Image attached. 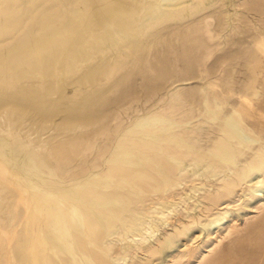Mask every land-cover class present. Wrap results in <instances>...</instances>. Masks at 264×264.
Returning <instances> with one entry per match:
<instances>
[{
	"label": "rangeland",
	"instance_id": "obj_1",
	"mask_svg": "<svg viewBox=\"0 0 264 264\" xmlns=\"http://www.w3.org/2000/svg\"><path fill=\"white\" fill-rule=\"evenodd\" d=\"M98 1L11 0V13L0 21V32L8 22L14 25L25 21L27 27L20 31L18 38H31L35 32H41L44 24L53 23V31L60 32L63 17L66 28L80 22L105 33L98 44H89L86 38L84 46L82 38L88 34L78 31L70 44L65 45V32L61 31L52 41L55 45L43 46L39 54L33 48L23 50L19 59L29 63L34 77L9 91L3 89L10 94H0V118H6L7 113L13 118L12 124L6 127H30L35 133L32 146H36L31 147L30 154H25L16 141L0 137V176L7 177L8 170L16 165L14 156L18 153L25 155L23 161L29 167L25 173L28 177L8 182L4 190L0 188V264H33L36 252L33 239L47 240L43 231L35 229L39 226V217L35 219L39 214L33 212L28 197L33 187L40 197H56L62 190L80 187L108 169L115 172L109 163L116 151L123 152L121 162L138 164V159L150 155L140 151L134 139L157 142L160 135L156 128L188 119L192 95L200 83L194 79L198 70L194 55L198 49L202 52L218 46V42L210 40L209 28L219 35L225 21L231 20L235 37L230 48L221 54H234L239 63L235 67L227 63L223 85L238 91L259 86L260 97L251 103L264 104V50L257 44L264 45V0H181L172 16L152 13L151 0H111L130 7L129 18H122L124 25L117 28L104 20ZM136 5L139 10L134 9ZM142 8L146 13L140 11ZM242 34L248 40L241 42ZM40 57L45 69L51 71L45 84L37 70ZM118 59L119 66L113 73L102 76L104 67L115 64ZM58 67H61L60 84L56 80ZM231 68L237 71L235 75H231ZM243 102L241 99L240 103ZM242 113L244 117L249 114L246 109ZM255 117L259 122L252 127L254 134L264 141V110ZM183 127L187 129L189 125L185 123ZM24 140L28 143L29 137L25 135ZM9 148L14 149V156L8 152ZM134 150L136 157L124 156L125 151ZM183 161L189 163L187 157ZM152 163L147 173L153 182L165 183L172 179L174 175L160 171L156 161ZM121 164L116 162L113 166ZM109 174L100 186L125 192L119 176ZM190 185L185 179L174 192L175 198H167L163 203L186 198L188 204L184 208L193 207L199 216L198 205L205 201L204 194L196 193V201L194 197L189 199ZM135 186L136 192L139 191L140 184ZM147 188L146 191L153 192ZM26 200L29 205L25 209ZM247 203L245 208L234 210L232 216L213 225L210 235L196 231L177 239L176 247L163 250L161 238L173 232V224H180L177 205H173L166 211L171 216L167 225L157 234L161 240L151 239L153 247L140 250L141 262L211 264L209 260L227 248L226 255L213 264H264V191L252 195ZM2 219L7 221L5 229ZM217 236L224 238L218 247L211 239ZM213 247L216 252L203 259ZM159 250L163 253H152Z\"/></svg>",
	"mask_w": 264,
	"mask_h": 264
},
{
	"label": "bare ground",
	"instance_id": "obj_2",
	"mask_svg": "<svg viewBox=\"0 0 264 264\" xmlns=\"http://www.w3.org/2000/svg\"><path fill=\"white\" fill-rule=\"evenodd\" d=\"M34 1L36 0H30V3ZM151 2L154 3L152 13L172 16L174 7L180 4L181 0ZM10 5L11 0H0V21L7 13H11ZM98 5L104 20L112 28L123 26L122 18H129L130 7L121 6L111 0H99ZM134 9L139 10L137 5ZM140 11L146 13L143 8ZM83 16L88 14L83 13ZM21 23L12 25L8 22L0 32V46H3L0 52L1 95L10 94L4 93L3 89L9 91L16 88L17 84L34 77L29 63L19 59L23 50L33 48L39 54L43 46L55 45L52 41L61 31L65 32L66 42L62 41L65 45L70 44L78 31L88 34V37L82 38V45L86 38L89 44H98L99 38L105 36L102 30H93L88 24L80 22L66 28L64 25L66 20L63 17L60 32L53 31L54 25L51 23L44 24L41 32H35L31 38H18L20 31L27 27L25 21ZM232 26L231 20L225 21L219 35H215L209 28L208 36L213 43L218 42V46L209 47L202 52L198 49L194 55V62L198 66L194 79L200 83L193 92L188 119L176 120L174 125H159L160 127L156 128L160 135L157 142L134 139L139 144V150L149 154V157L138 159V164L125 163L121 162L123 152L116 151L109 163L110 168L115 167V172L108 169L109 172L106 170L103 175L89 178L80 187L62 190L56 197H40L39 191L33 187V193L31 192L28 197L33 212L35 215L39 214L35 217V219L39 217V226L35 229L43 231L47 236L44 242L33 239L36 249L33 264H146L141 262L143 260L139 257L140 250L146 246L152 248L154 243L152 240L160 239L157 234L167 225V220L171 216L166 211L173 205H177V221L180 224H173V232L166 238H161L164 241L163 250L176 247L177 239L185 238L196 231L201 233L206 231L210 235V228L213 225L232 216L234 210L245 208L252 195L264 191V141L254 134L252 128L259 122L255 115L264 110V104L251 103L252 100L259 99L260 88L252 86L244 91H238L235 87L227 89L223 85L227 63L230 62L234 67L239 63L234 54H221L230 48L229 45L235 37L231 32ZM239 37L241 42L248 40L247 35L242 34ZM16 38L17 40L12 43ZM257 44L263 51L264 45L258 42ZM62 61L63 58L61 63ZM118 66L119 59L115 64L104 67L101 71L102 76L109 77ZM231 69L233 70L231 75H235L237 71L235 68ZM37 70L40 72L41 82L47 83L51 71L42 65L41 57ZM60 72L61 67H58L56 80L59 84ZM241 99L244 100L243 103H240ZM243 109L250 115L244 117ZM12 122L11 113H7L6 118L5 116L0 118V137L9 138L11 142L16 141L20 151L30 154L31 147H36L32 146L34 131L22 125L7 128V124L10 125ZM185 123L189 125L187 129L183 127ZM25 135L29 137L28 143L24 140ZM13 150L8 149L12 156ZM135 151H125L124 156L132 159L137 156ZM23 153L14 156L17 162L8 170L7 177L0 176L2 190L8 182H18L26 175L29 167L28 163L25 164L23 161L25 156ZM186 157L189 160L188 164L183 161ZM98 160L97 158L94 162ZM155 161L160 171H168L174 178L165 183L153 182L148 176L147 169ZM116 162L122 164L113 166ZM109 173L111 175L116 173L119 176L120 185L126 189L125 192L111 191L105 186H100L101 181H107L106 178L110 177ZM185 179L191 183L190 194L187 196L189 199L194 197L196 201V193L204 194L205 201L198 205L201 213L199 216H196L193 207L184 208L188 204L186 198L176 203H163L167 198H175L174 192ZM33 183L34 181L30 179V184ZM136 184H140L137 192ZM147 187L151 188L153 194L146 191L149 189ZM24 202L26 209L29 202L27 200ZM2 222L5 229L7 221L2 219ZM211 239H214L212 242L216 247L224 243L223 237ZM41 245L43 249H40ZM163 250L152 253H163ZM214 251L215 247L210 249L203 259ZM186 252L185 250L182 254ZM226 253L227 248L222 249L209 262L213 264Z\"/></svg>",
	"mask_w": 264,
	"mask_h": 264
}]
</instances>
